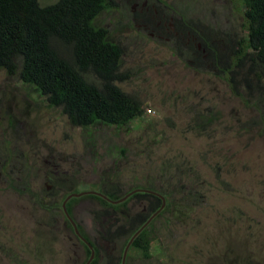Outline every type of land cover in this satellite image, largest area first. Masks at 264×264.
Masks as SVG:
<instances>
[{"label": "rangeland", "instance_id": "obj_1", "mask_svg": "<svg viewBox=\"0 0 264 264\" xmlns=\"http://www.w3.org/2000/svg\"><path fill=\"white\" fill-rule=\"evenodd\" d=\"M243 12L239 0H113L101 11L93 23L123 51L127 76L116 84L144 111L122 127H72L59 108L0 70V264H83L86 252L60 204L105 185L122 194L161 191L169 203L148 229L150 257L129 246L127 264H264L259 112L241 84L232 87L206 64L200 44V53L188 50L176 26L195 21L197 30L238 36ZM88 195L73 198L68 217L97 240V264H120L124 239L112 233L122 220L113 217L144 205L132 198L96 224L102 207Z\"/></svg>", "mask_w": 264, "mask_h": 264}, {"label": "trees", "instance_id": "obj_2", "mask_svg": "<svg viewBox=\"0 0 264 264\" xmlns=\"http://www.w3.org/2000/svg\"><path fill=\"white\" fill-rule=\"evenodd\" d=\"M239 1L244 6V28L238 36L226 31L213 33L204 26L197 30L195 21H178L176 26L189 37L186 47L193 55L200 53L195 47L200 44L206 64L210 63L226 76L228 83L233 82L232 87L237 83L242 85L251 105L258 110L264 129V0ZM112 6L113 0H55L44 6L38 5L37 0H0V70L8 77L16 76L50 107L59 108L72 127L128 125L142 116V104L116 84L127 76L121 71L122 47L109 39L107 28L93 23L101 11ZM133 189L136 188L129 191ZM99 191L112 200L129 192L120 193L117 185H105ZM156 192L164 196L163 192ZM88 196L94 197L102 207L93 213L96 224L101 223L103 215L112 214L132 198L144 205L120 219L113 217L122 220L112 233L124 239L120 258L130 236L161 205V199L153 193L134 192L117 204L98 195ZM74 199L67 202V213ZM168 204L129 244L145 259L150 257L148 229L168 209ZM108 223L105 228L101 225L104 233L109 232ZM87 241L95 253L89 264H97L100 256V249L95 246L97 240ZM81 244L88 258L90 251ZM113 258L108 256L107 261L112 263Z\"/></svg>", "mask_w": 264, "mask_h": 264}, {"label": "water", "instance_id": "obj_3", "mask_svg": "<svg viewBox=\"0 0 264 264\" xmlns=\"http://www.w3.org/2000/svg\"><path fill=\"white\" fill-rule=\"evenodd\" d=\"M134 192H143V193H153L155 194L156 196H158L160 199H161V205L160 207L150 215V217L146 220V222L144 224H142L131 236L130 238L127 240V242L125 243V246H124V250H123V253H122V257H121V264H125V260H126V255H127V248L129 247V244L131 243L133 237L142 229L144 228L148 222L150 221V219L158 212L161 211V209L165 206L166 204V200H165V197L163 195H161L160 193L156 192V191H152V190H144L143 188H136V189H133L129 192H127L124 196L118 198V199H115V200H112V199H109L107 198L106 196H104L102 193L98 192V191H93V190H86V191H80V192H74V193H69L67 194L64 199L62 200V203H61V210L66 218V220L69 222L71 228H72V231L75 235H77L80 240L86 244V246L88 247L89 251H90V255L89 257L87 258V260L85 261L84 264H89L91 262V260L94 258V251L92 250L90 244L88 243V241L86 239H84L82 236L79 235V232L76 228V225L75 223L72 222V220L68 217L66 211H65V203L74 198V197H79V196H82V195H86V194H93V195H98V196H101L105 199H107V201H109L110 203L112 204H117V203H120L122 202L123 200H125L127 197H129L131 194H133Z\"/></svg>", "mask_w": 264, "mask_h": 264}, {"label": "flooded vegetation", "instance_id": "obj_4", "mask_svg": "<svg viewBox=\"0 0 264 264\" xmlns=\"http://www.w3.org/2000/svg\"><path fill=\"white\" fill-rule=\"evenodd\" d=\"M64 199V198H63ZM62 199V200H63ZM69 201V200H68ZM67 201V202H68ZM67 202L65 203V211H66V213H67V208H66V204H67ZM61 203H62V201H61ZM60 206H61V204H60ZM70 209V208H69ZM62 211V210H61ZM67 215H68V213H67ZM69 223V222H68ZM71 227V226H70ZM77 228V227H76ZM78 230V229H77ZM71 231H72V228H71ZM79 232V231H78ZM72 234H73V236H74V238L78 241V242H80L81 240H80V238L77 236V235H75L74 233H73V231H72ZM79 235L80 236H82L81 234H80V232H79ZM83 237V236H82ZM84 238V237H83ZM81 243H83L82 241H81ZM89 243V242H88ZM85 246H86V244L85 243H83ZM90 244V243H89ZM90 246H91V248H92V245L90 244ZM86 248L88 249V247L86 246ZM89 250V249H88ZM93 250V249H92ZM95 254V253H94ZM90 255V254H89ZM93 260V259H92ZM91 260V261H92ZM84 264V263H83ZM120 264H121V261H120ZM125 264H127L126 263V260H125Z\"/></svg>", "mask_w": 264, "mask_h": 264}]
</instances>
